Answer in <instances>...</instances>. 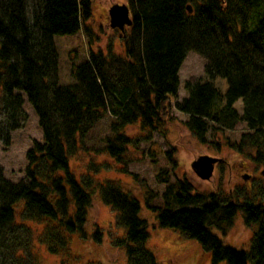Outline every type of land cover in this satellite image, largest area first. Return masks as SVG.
I'll return each instance as SVG.
<instances>
[{"label":"trees","instance_id":"1","mask_svg":"<svg viewBox=\"0 0 264 264\" xmlns=\"http://www.w3.org/2000/svg\"><path fill=\"white\" fill-rule=\"evenodd\" d=\"M92 3L0 0V142L27 120L21 94L43 130L42 143L34 142L26 155V180L10 183L0 168V264H37L31 230L15 222V204L23 202V220L44 223L40 244L58 255L68 250L70 235L86 238L95 191L123 231L112 241L125 251L127 264H159L145 247L149 224L139 216L140 201L117 180L99 184L89 173L76 177L69 159L96 125L109 119L103 148L125 174L123 155L136 143L125 129L137 124L149 133L169 125L171 108L188 117L186 128L202 144L209 130L224 133L244 124L233 148L263 168V184L230 200L214 193L207 199L194 194L186 178L176 177L173 150L164 156L175 183H169L168 174L156 177L165 185L164 207L149 206L154 195L145 199L146 207L158 213L160 228L200 244L213 264H264V0H127L132 24L122 38L125 59L92 52L73 70L72 84L59 85L53 39L77 34L91 19ZM190 52L205 59V80L186 82L187 97L171 105ZM218 78L226 80L224 94L214 84ZM92 166L94 172L101 168ZM238 213L247 227L257 228L249 252L225 246L211 230L225 231ZM92 236L101 243V230ZM25 251L29 254L22 256Z\"/></svg>","mask_w":264,"mask_h":264},{"label":"rangeland","instance_id":"2","mask_svg":"<svg viewBox=\"0 0 264 264\" xmlns=\"http://www.w3.org/2000/svg\"><path fill=\"white\" fill-rule=\"evenodd\" d=\"M112 3L123 5L127 4V0H93L91 19L81 23L77 34L53 39L57 52L59 85L72 84L73 70L86 63L92 52L111 53L125 59L123 35L108 28L105 18L106 10ZM129 30L130 28L125 30L124 37L129 35ZM185 57L178 74V95L169 99L171 105L187 97L183 90L186 82L205 80V59L194 52L188 53ZM214 84L222 94L227 90L225 79L218 78L214 80ZM21 97L24 100L22 108L27 120L21 128L9 132L8 137L0 142V168L2 175L10 183L26 180V169L29 166L26 155L34 142L43 141V130L40 128L39 119L34 109L27 103L26 97L22 94ZM236 108L241 112V101L236 103ZM168 113L169 125L163 124L155 130H150L149 133L137 124L129 125L125 129L126 136H130L136 142L129 146L123 155L127 162L125 165L127 173H122L121 166L104 151L103 138L107 133L106 125L109 119L96 125V129L85 137L81 150L69 159L70 169L76 177L91 174L93 180L99 184L109 179L117 180L123 184L124 191L130 192L140 201L139 216L149 224V238L145 242V247L159 264H213L211 255L204 253L200 244L190 239H182L178 232L171 229L160 228L156 222L158 213L150 211L145 205V199L149 195H154L149 206L161 209L164 207L163 195L166 189L165 185L157 183L156 177L159 174H168L169 183L172 185L175 183L176 179L172 178L164 154L175 150L174 156L179 167L175 172L176 177L186 178L195 188L194 194L206 198L214 193L222 200H230V196L241 194L246 190L257 192L263 184L261 174L263 168H258L247 155L239 154L233 148V145L238 143L240 135L245 133L244 124H238L235 130H226L224 133L209 130L205 144H202L186 128L184 122L188 117L185 114L172 108ZM216 143L220 145L219 148L214 147L213 144ZM206 155L218 158L220 161L214 168L212 178L203 181L194 174L191 164L197 157ZM92 164H98L101 168L94 172L90 169V167L93 169ZM250 174L252 178L247 180L243 178ZM95 192L92 208L88 212L86 238L76 234L70 235L68 250L58 255H52L40 244L39 235L44 229V223L23 220L20 216L24 208L23 202L14 205L15 222L31 230L33 239L31 250L37 264H127L125 251L116 248L112 241L115 238H122L123 231L115 224V213L101 202L99 192ZM233 219L231 226L224 228L225 231L218 232L211 229L212 233L225 246L249 252L253 233L257 228L247 227L240 213ZM97 228L103 235L100 244L96 243L92 236ZM21 254L25 256L29 253L25 251ZM219 264L227 263L222 261Z\"/></svg>","mask_w":264,"mask_h":264},{"label":"water","instance_id":"3","mask_svg":"<svg viewBox=\"0 0 264 264\" xmlns=\"http://www.w3.org/2000/svg\"><path fill=\"white\" fill-rule=\"evenodd\" d=\"M187 12L191 13V6L187 7ZM110 27L118 28L124 34V26L130 27L132 24L129 6L127 4H113L109 9ZM220 159L212 158L208 155L197 157L193 163L192 171L203 181L212 178L214 168Z\"/></svg>","mask_w":264,"mask_h":264},{"label":"flooded vegetation","instance_id":"4","mask_svg":"<svg viewBox=\"0 0 264 264\" xmlns=\"http://www.w3.org/2000/svg\"><path fill=\"white\" fill-rule=\"evenodd\" d=\"M114 3H112V5H113ZM116 4H118V3H116ZM112 5H110V6H108V9L106 10V13H105V18H106V21H107V26H108V28H110L112 31H114V30H116V31H118L119 33H121L122 35H123V38H124V34H125V30L127 29V28H130V27H126V26H124V34L118 29V28H111L110 27V17H109V9L112 7ZM121 5V4H120ZM245 180H247V179H250V178H252V175L250 174V175H245L244 177H243Z\"/></svg>","mask_w":264,"mask_h":264}]
</instances>
